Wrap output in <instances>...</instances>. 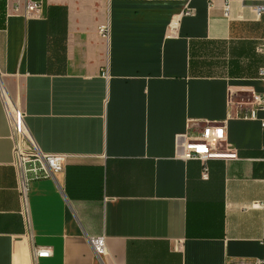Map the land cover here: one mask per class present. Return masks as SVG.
<instances>
[{
  "label": "crops",
  "instance_id": "1",
  "mask_svg": "<svg viewBox=\"0 0 264 264\" xmlns=\"http://www.w3.org/2000/svg\"><path fill=\"white\" fill-rule=\"evenodd\" d=\"M223 1L39 0L24 17L0 0L1 85L38 148L68 154L23 219L0 100V264H264V111L237 115L264 89V14ZM217 123L235 156L203 180L177 143Z\"/></svg>",
  "mask_w": 264,
  "mask_h": 264
},
{
  "label": "built area",
  "instance_id": "2",
  "mask_svg": "<svg viewBox=\"0 0 264 264\" xmlns=\"http://www.w3.org/2000/svg\"><path fill=\"white\" fill-rule=\"evenodd\" d=\"M24 7L20 11L18 5L13 10L22 16H32L39 8V0H23ZM227 0L223 1V15L227 16ZM255 15L264 14V0H256L252 6ZM190 9L185 6L183 14H189ZM97 32L106 37L107 25L98 26ZM264 47V46H263ZM258 76L264 80V66L258 70ZM0 100L8 128V139L11 142V165L15 173V189L20 203L21 216L24 219L27 211V193L29 184L33 180L50 178L55 180V173L62 171L67 153L45 152L38 148L24 124L22 109L12 102L0 82ZM251 104L247 111H238L237 115L243 118H256L255 111L259 108L264 111V89L260 93H251ZM259 125L264 130V116L259 119ZM224 141V127L222 124H211L201 128L198 135L183 136L177 143L179 156L183 160H196L199 163V177L206 180L208 177V160L234 158V152L229 148L223 150L218 147ZM93 253L99 256L103 253L102 236L88 238ZM51 255L47 246H33L32 258H45ZM257 264H261L258 262Z\"/></svg>",
  "mask_w": 264,
  "mask_h": 264
}]
</instances>
